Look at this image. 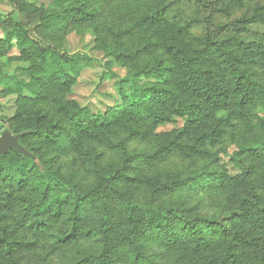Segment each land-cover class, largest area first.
<instances>
[{"label":"trees","instance_id":"16d2710c","mask_svg":"<svg viewBox=\"0 0 264 264\" xmlns=\"http://www.w3.org/2000/svg\"><path fill=\"white\" fill-rule=\"evenodd\" d=\"M3 1L39 14L48 31L89 22L93 5L111 4L169 35L144 48L162 51L159 65H137L117 78L120 98L106 112L64 97L54 101L61 117L55 122L39 111L18 114L9 131L23 135L20 144L35 159L0 154V264H25L22 257L37 250L46 264L54 256L57 264H182L166 262L158 244L196 259L216 256L196 264H264V38L248 37L251 26L264 28V7L219 23L202 0H46V14L28 0ZM8 24L0 49L18 50L30 63L13 75L0 71V85L37 99L55 87L68 95L89 58L54 50L18 19ZM116 63L107 61L109 77H116L110 71ZM173 117L187 129L151 152L129 147ZM237 119L247 128L233 136L226 163L208 159V148ZM5 130L0 118V136ZM53 147L77 151L76 165L53 169L45 152ZM169 156L201 163L190 171L142 173ZM177 191L212 195L227 213L199 215L184 202L163 201Z\"/></svg>","mask_w":264,"mask_h":264},{"label":"rangeland","instance_id":"374dc122","mask_svg":"<svg viewBox=\"0 0 264 264\" xmlns=\"http://www.w3.org/2000/svg\"><path fill=\"white\" fill-rule=\"evenodd\" d=\"M208 8L213 11L219 23H230L236 17L242 15L249 7L262 5L264 0H202ZM29 3H36L46 14L50 9L46 0H28ZM51 5V4H50ZM96 9L95 18L86 23H73L62 29L44 30L40 26L39 14L28 16L20 12L16 7L8 6L3 0H0V39H4L9 30V18L18 19L28 29L29 33L54 50L73 56H86L89 58V67L83 69L78 77L76 85L67 95V92L60 91L58 88H51L45 93L43 99H37L30 92L16 93L0 85V118L4 129L13 130L19 124L17 116L20 112L27 113L41 112L48 123L60 119L55 99L66 98L77 101L82 106L88 107L95 114L104 113L110 107H114L120 96L115 89L117 78L126 77L129 72L138 71L137 65L142 67H154L159 65L162 59H166L159 49L147 51L144 50L151 42H158L169 35L162 27L150 28L140 24L135 12L122 11L111 4L93 5ZM43 14V15H44ZM264 28L260 26H251L249 39L258 41L264 38ZM120 57V58H119ZM116 59V65L110 69L116 77H109L110 72L106 68L107 61ZM27 58L22 57L18 50L8 52L6 49H0V71L5 75H13L20 66L28 65ZM149 82V81H148ZM155 82V81H152ZM233 126L227 128L223 136L218 140V144L213 148H208V159H217L219 164L226 163L227 157L225 151L232 150L233 136L246 130V126L241 119L234 120ZM186 123L179 117H173V120L157 128L155 135L146 140H133L129 143L132 150L153 151L164 143L165 138L174 133L186 130ZM100 146V149H103ZM47 157L52 161L53 169L58 167L76 165V159L80 154L75 150L65 151L63 148L53 147L45 151ZM53 157L56 158L53 161ZM201 163L199 160H186L180 157L169 156L153 165H146L142 169L143 174L165 173L172 168L190 171ZM80 167V164H77ZM163 201L170 204L185 203L194 210L195 214L206 215L210 217H223L226 215V206L221 208V202L212 195L202 193H192L186 191H177L163 198ZM48 245V244H46ZM156 251H162L165 254V261L173 263L177 258H181L182 264H196L199 261L216 259L213 253L208 254L209 258L196 259L194 255L183 254L180 251L169 249L163 244H158ZM41 248L42 255L45 253ZM57 256V252L55 253ZM205 256V255H202ZM25 264H46L38 250L30 252L22 257ZM51 264H57V257L50 258Z\"/></svg>","mask_w":264,"mask_h":264},{"label":"water","instance_id":"95a60500","mask_svg":"<svg viewBox=\"0 0 264 264\" xmlns=\"http://www.w3.org/2000/svg\"><path fill=\"white\" fill-rule=\"evenodd\" d=\"M22 136V134L14 135L11 131L5 130L0 136V154H6L10 150H14L27 157L34 158V156L20 144Z\"/></svg>","mask_w":264,"mask_h":264},{"label":"crops","instance_id":"0c3cea01","mask_svg":"<svg viewBox=\"0 0 264 264\" xmlns=\"http://www.w3.org/2000/svg\"><path fill=\"white\" fill-rule=\"evenodd\" d=\"M6 3V2H5ZM7 4V3H6ZM8 6H10L9 4H8Z\"/></svg>","mask_w":264,"mask_h":264}]
</instances>
